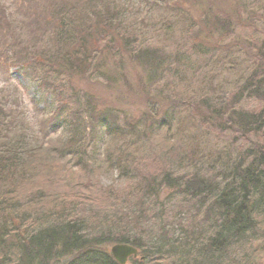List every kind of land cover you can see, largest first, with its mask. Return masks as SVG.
<instances>
[{
    "label": "trees",
    "instance_id": "16d2710c",
    "mask_svg": "<svg viewBox=\"0 0 264 264\" xmlns=\"http://www.w3.org/2000/svg\"><path fill=\"white\" fill-rule=\"evenodd\" d=\"M158 1L183 7V31L170 48L142 43L119 0H91L87 11L50 3L46 19L25 23L28 42L40 30L53 34L56 49L17 61L52 99L36 134L0 103V264H120L108 250L117 243L138 248L145 264H264V27L235 20L243 12L262 18L264 0ZM237 29L248 30L241 50L222 42ZM218 50L245 56L247 68L230 89L207 93L211 74L197 90L180 68ZM129 59L147 74L138 83L148 98L142 116L120 117L75 85L86 75L114 94L122 84L136 91ZM169 73L191 87L187 98L172 97L175 83L163 95ZM164 128L155 143L151 134ZM50 133H59L58 145ZM120 138L124 144L109 148ZM104 166L122 187H98Z\"/></svg>",
    "mask_w": 264,
    "mask_h": 264
},
{
    "label": "rangeland",
    "instance_id": "374dc122",
    "mask_svg": "<svg viewBox=\"0 0 264 264\" xmlns=\"http://www.w3.org/2000/svg\"><path fill=\"white\" fill-rule=\"evenodd\" d=\"M90 1L91 0H0V44L2 42L4 43L2 48L0 47V103L5 105L7 109L13 110V116L17 115L20 118L21 125H24L27 133L29 131H34L36 134L37 131L43 127L41 125H44V118L47 116L49 111L45 108V105L51 103L52 97L41 94L39 90V81H37L35 76H31L29 67L26 68L27 70L22 68V66L24 67L22 63L29 60L34 55L41 53L43 50H51L52 52L53 48H57L55 43L51 42L53 34H51L50 31L42 32L40 30L41 36L35 38L36 43H32V41L28 42V40L32 38V35H30L29 29L27 30V28H31V26L35 27L38 25V20L46 19V13L44 10L50 3L55 4L56 6L60 3L61 5L71 3L72 6L79 8L81 11L83 9L84 11H87ZM119 1L127 2L124 3L126 8H128L125 18H128L130 23H132L135 27H139L141 30L140 32H143L141 33L142 43L165 46L167 48L176 45L173 40L176 36H179V32L183 31L181 30V24H178L179 21H176L179 19V15L181 13L180 9L183 8L180 7L182 4H179V8L176 9L175 6L168 5L170 3H159L158 0ZM260 7L261 6H259V8ZM54 8L55 7H53V9ZM158 15L161 16L159 20ZM260 16L261 15L258 13H249V15H247L246 12H243V14L238 18H235V20L240 19L245 28H252V26L255 27L257 24L260 26L259 28H262L264 27V16L262 18ZM164 18L165 20L169 19L173 23H170L169 26L165 25V20H163ZM70 21L72 22L71 18L69 19V22ZM26 22H32L31 26L27 27L25 24ZM247 31L248 30L243 31L242 29H237L238 35H231L222 42L233 45L231 42L234 40L236 48L241 50L240 47L244 44V42H242L243 40L239 38L241 37L240 33H244L245 35L247 34ZM256 34L258 33L256 32ZM4 48H6L5 53L3 52ZM7 52H9L10 55L13 54L15 57H9L8 54V57H6ZM211 55V53H208L206 56L192 55V57L190 56L191 62L186 61L183 64V67L180 68V70L187 75L191 81L194 80V83L192 84H194V88H197V90H200L201 88V82L204 79L203 76L205 77L215 74L213 82L215 89L211 91L209 88L210 86H207V84L205 87H202L203 89H206L209 94L221 86L225 89H230L234 82L241 77L242 73L247 68V62L244 59L245 56L239 54L228 56L226 50L224 52L222 50L215 52L216 57L213 56L212 60ZM18 60H23V62H20L21 65L17 63ZM231 61H233L232 65H234V67L229 70V63ZM185 64H188L189 66L187 65V67L184 68ZM126 70L129 74L128 79L131 84H133V87H136V91L128 89L127 84H125V86L122 84L121 92L119 94H114L107 86L101 85L99 81L92 80L86 75L79 77L80 80H77L75 85H79L83 88L86 95L91 97L94 103H100L101 107L114 106L119 110L120 117L126 113L133 117H136V115L142 116V114L147 110L148 98L144 93H142L138 87V83L139 79L142 76L146 78L147 74L143 71L142 66L137 61H133L132 59L128 60ZM26 73L28 74L26 75ZM171 75L172 74L169 73L166 76L165 86H168L170 83H172V85H170V88H168L163 95L166 97L171 92H175L173 89L175 88V83L179 84V86L177 87V92L172 93V97L177 98L183 96L184 98H187L186 96L191 93L186 91V88L191 90V87L188 86L187 82H180L175 75ZM179 76L183 75L180 74ZM197 76H199V78H197ZM172 79H174V82ZM137 88L139 89V93ZM182 88H184V91L181 90ZM165 107L168 109L167 106H163L162 112ZM179 114L181 118H185L188 115V112H184L182 109ZM161 115L162 114H159L158 117ZM153 117L150 116L151 119ZM147 122L150 126L153 124L152 121ZM167 132L168 130L164 128L163 131H159V133L157 132L151 134L153 136V141L155 143H157V141L161 142L166 138ZM49 137V142L51 144H59V133H50ZM124 142V138L110 141L109 148L115 149L118 145L124 144ZM71 164L68 163L67 165L70 166ZM96 177V180L98 181L96 184L99 188H103L102 186L107 188L109 185H120L122 187L125 183V180L119 177L116 170H111L106 166H104L100 172H96ZM112 245L113 244L108 245L109 251ZM131 258L133 257L129 258L127 264H134L133 261H131ZM139 258L141 257H136L139 261V263L136 264H145V262L142 263Z\"/></svg>",
    "mask_w": 264,
    "mask_h": 264
},
{
    "label": "water",
    "instance_id": "95a60500",
    "mask_svg": "<svg viewBox=\"0 0 264 264\" xmlns=\"http://www.w3.org/2000/svg\"><path fill=\"white\" fill-rule=\"evenodd\" d=\"M112 256L120 264H127L130 257H138V248L127 243L113 244L110 248Z\"/></svg>",
    "mask_w": 264,
    "mask_h": 264
},
{
    "label": "bare ground",
    "instance_id": "6f19581e",
    "mask_svg": "<svg viewBox=\"0 0 264 264\" xmlns=\"http://www.w3.org/2000/svg\"><path fill=\"white\" fill-rule=\"evenodd\" d=\"M111 253V252H110Z\"/></svg>",
    "mask_w": 264,
    "mask_h": 264
}]
</instances>
